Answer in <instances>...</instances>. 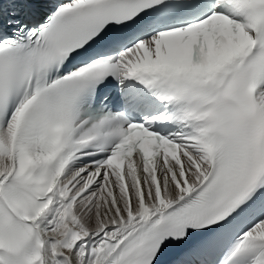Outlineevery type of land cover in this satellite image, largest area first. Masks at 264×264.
<instances>
[{"label": "snow or ice", "instance_id": "6c2138e0", "mask_svg": "<svg viewBox=\"0 0 264 264\" xmlns=\"http://www.w3.org/2000/svg\"><path fill=\"white\" fill-rule=\"evenodd\" d=\"M0 264H264V0H0Z\"/></svg>", "mask_w": 264, "mask_h": 264}]
</instances>
